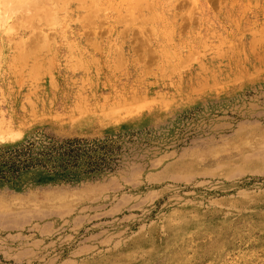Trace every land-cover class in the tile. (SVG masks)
<instances>
[{"label":"rangeland","instance_id":"rangeland-1","mask_svg":"<svg viewBox=\"0 0 264 264\" xmlns=\"http://www.w3.org/2000/svg\"><path fill=\"white\" fill-rule=\"evenodd\" d=\"M11 1L0 264H264V0Z\"/></svg>","mask_w":264,"mask_h":264},{"label":"bare ground","instance_id":"bare-ground-1","mask_svg":"<svg viewBox=\"0 0 264 264\" xmlns=\"http://www.w3.org/2000/svg\"><path fill=\"white\" fill-rule=\"evenodd\" d=\"M81 1V0H80ZM12 1L11 0H0V4H1V7H0V32H8V31H10L11 29H13L12 27V24H10L9 25V21L11 20L10 19V17H8V14H5L4 16H3V14L1 13L2 11H4L5 9H3L4 7L3 6H6V5H8V4H10ZM18 2V1H17ZM22 2V1H21ZM28 2V1H27ZM26 2V3H27ZM42 2V1H41ZM81 2H83V1H81ZM31 3V1L29 2V4ZM33 3H35V1L33 2ZM33 3H32V5H33ZM64 3V2H63ZM28 4V5H29ZM35 4H37V3H35ZM34 4V5H35ZM18 5V7L20 8L21 7V9H23L24 7H23V5H24V3L22 4V5H20L19 6V3L17 4ZM17 5L16 6H14L15 7V9H17L18 7H17ZM33 5V6H34ZM38 5H39V3H38ZM38 5H35V6H38ZM41 5V4H40ZM24 6H26L27 7V5L25 4ZM31 6V5H30ZM17 7V8H16ZM11 8H12V6H11ZM37 8V7H36ZM40 8V7H39ZM25 9V8H24ZM29 9V8H28ZM27 9V10H28ZM30 9H32V8H30ZM34 9V8H33ZM7 11H9V12H11L12 14H13V10L12 9H10V7H8L7 9H6ZM17 10H19V9H17ZM26 10V11H27ZM44 10V9H43ZM45 10H48L47 8L45 9ZM39 11V10H38ZM35 12V11H34ZM45 12V11H44ZM42 15H43V11H42V13H41ZM49 14V15H48ZM48 14H47V17L48 16H50V17H52V15H51V13L50 12H48ZM95 14H97V13H95ZM11 15V14H10ZM40 15V14H39ZM45 16V14L43 15V17ZM44 19H46V17L44 18ZM43 18H42V20H44ZM48 19H50L49 17H48ZM11 32V31H10ZM41 34V33H40ZM47 43V42H46ZM27 44V43H26ZM35 44V43H34ZM42 47V46H41ZM1 54V53H0ZM2 58H3V56L2 57H0V61L2 60ZM33 69L35 70V66H33ZM37 71V70H36ZM34 72V71H33ZM38 72V71H37ZM36 74V73H35ZM11 111V110H10ZM12 114H13V112H12ZM14 115V114H13ZM15 123V122H14ZM2 124V123H1ZM0 124V125H1ZM2 126V125H1ZM2 131V130H1Z\"/></svg>","mask_w":264,"mask_h":264}]
</instances>
